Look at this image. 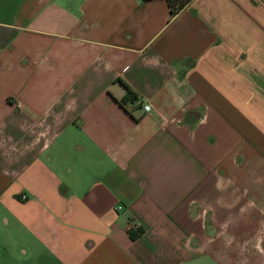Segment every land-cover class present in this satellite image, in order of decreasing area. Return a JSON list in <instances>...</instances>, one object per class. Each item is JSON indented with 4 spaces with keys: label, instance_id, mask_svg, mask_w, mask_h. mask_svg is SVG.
<instances>
[{
    "label": "crops",
    "instance_id": "crops-1",
    "mask_svg": "<svg viewBox=\"0 0 264 264\" xmlns=\"http://www.w3.org/2000/svg\"><path fill=\"white\" fill-rule=\"evenodd\" d=\"M0 264H264V0H0Z\"/></svg>",
    "mask_w": 264,
    "mask_h": 264
},
{
    "label": "trees",
    "instance_id": "trees-1",
    "mask_svg": "<svg viewBox=\"0 0 264 264\" xmlns=\"http://www.w3.org/2000/svg\"><path fill=\"white\" fill-rule=\"evenodd\" d=\"M189 0H166V3L168 5L169 12L171 14L175 13L178 11L184 4H186ZM125 85V84H124ZM126 87V92L125 96H130L132 95V91ZM130 235L133 236V232H130Z\"/></svg>",
    "mask_w": 264,
    "mask_h": 264
},
{
    "label": "built area",
    "instance_id": "built-area-1",
    "mask_svg": "<svg viewBox=\"0 0 264 264\" xmlns=\"http://www.w3.org/2000/svg\"><path fill=\"white\" fill-rule=\"evenodd\" d=\"M142 108L144 111H148L150 110V104L149 103H143L142 104ZM25 195H22V197H24ZM114 210L120 209L121 208V204H115L113 206Z\"/></svg>",
    "mask_w": 264,
    "mask_h": 264
}]
</instances>
